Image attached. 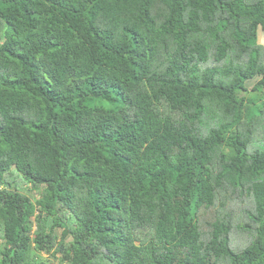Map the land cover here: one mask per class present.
Listing matches in <instances>:
<instances>
[{
  "label": "trees",
  "instance_id": "16d2710c",
  "mask_svg": "<svg viewBox=\"0 0 264 264\" xmlns=\"http://www.w3.org/2000/svg\"><path fill=\"white\" fill-rule=\"evenodd\" d=\"M262 33L264 0H0V264H264Z\"/></svg>",
  "mask_w": 264,
  "mask_h": 264
},
{
  "label": "rangeland",
  "instance_id": "374dc122",
  "mask_svg": "<svg viewBox=\"0 0 264 264\" xmlns=\"http://www.w3.org/2000/svg\"><path fill=\"white\" fill-rule=\"evenodd\" d=\"M263 34L264 33L260 34L259 42L264 45V35ZM10 180H12V182L16 185V187H18L19 190H21L24 193H29L28 192L29 184L22 181L18 174H15L14 176H12V178H10ZM69 240H71V237L66 238V241H69ZM42 256L48 257L51 260H53L54 264H58V256H59L58 254H56L55 256H52V255H48L47 253H42ZM61 264H63V263H61Z\"/></svg>",
  "mask_w": 264,
  "mask_h": 264
}]
</instances>
